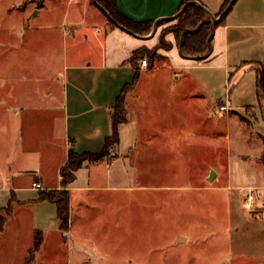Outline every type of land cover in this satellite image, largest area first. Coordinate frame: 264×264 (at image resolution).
Here are the masks:
<instances>
[{
	"label": "crops",
	"instance_id": "crops-1",
	"mask_svg": "<svg viewBox=\"0 0 264 264\" xmlns=\"http://www.w3.org/2000/svg\"><path fill=\"white\" fill-rule=\"evenodd\" d=\"M73 1L75 11L63 18L68 26L59 27V39L54 41L60 48L54 58L50 53L44 59L48 79L36 74L21 88L12 80L1 87L5 94L0 96V112L20 121L22 145L16 158L0 165V210L10 209L3 215L0 264H9L15 251L17 264H25L37 232L42 243L31 264L41 259L57 264L63 255L69 264L73 259L74 264H109L103 262L100 251L104 249L117 252V264H170L172 260L154 256L164 247L151 242H93L96 227L99 232L102 225L111 227L108 231H118L119 236L125 222L126 192L139 195L132 198L135 205L141 200L152 208L158 202L157 192L170 188L159 183L158 170L164 168L153 155L160 149L170 150L164 139L174 135V128L168 122L175 114L181 122L189 118L191 98L194 105L203 102L213 107L209 118L217 112L251 109L249 121L237 125L246 143L254 147V156L239 151L236 157L229 156L225 188L252 187L257 201H262L264 116L260 120L257 109L264 112V0H236L222 23L213 27L210 51L204 59L182 57L174 44L170 50L160 49V59L153 67L140 64L135 84L126 95L128 121L119 125L118 154L86 162L75 172L68 186L69 224L63 230L57 205L40 200L39 193L63 188L61 169L71 142L79 153L102 151L111 133L116 99L135 77L134 52L154 48L159 42L158 29L145 39L112 24L96 0ZM113 1L123 19L153 23L177 14L185 4V0ZM198 1L215 16L226 2ZM39 4L43 6L44 0ZM37 8L32 16L40 14ZM51 41L44 39L47 51H52ZM155 118L166 123L160 125ZM176 134L188 137V128ZM220 168L209 166V175L204 173L203 179L209 180L211 171L219 179ZM170 247L177 250L178 244Z\"/></svg>",
	"mask_w": 264,
	"mask_h": 264
},
{
	"label": "rangeland",
	"instance_id": "rangeland-1",
	"mask_svg": "<svg viewBox=\"0 0 264 264\" xmlns=\"http://www.w3.org/2000/svg\"><path fill=\"white\" fill-rule=\"evenodd\" d=\"M40 1L0 0L1 98L5 94L1 87L6 81H15L18 89L36 74L48 79L44 59L50 53V58L55 57L53 54L60 48L54 43L59 39V27L68 26L63 18L76 9L73 0H44L43 6ZM38 6L40 14L32 16ZM176 25L175 18L163 20L158 27L159 42L164 39L178 45L173 32ZM152 30L153 27L149 34ZM47 37L53 41L52 51L44 47ZM51 61L57 64L55 59ZM192 100L188 119L181 122L175 114L168 122L174 128V135L164 139L168 140L170 150L163 152L158 147L160 150L152 158L164 168L158 170L159 183L168 184L170 188L157 192L158 202L152 203V208H146L141 200L135 205L132 198L139 195L126 192L122 233L118 236V231H108L111 227L102 225L100 232L96 227L98 233L93 242H151L164 247L154 256L158 260H172L170 264H180V261L186 264H264V201L256 200L254 210H247L244 206L247 188H225L229 156L236 157L238 151L254 156V147L246 143L237 125L249 121L251 109L230 110L227 114L217 112L215 118H209L213 107L203 102L194 105ZM257 113L262 120L263 110L258 108ZM155 121L160 125L166 123L157 118ZM19 122L0 112V165L16 158L21 149ZM187 128L188 137L176 134ZM209 166L221 167L219 179L216 180L217 175L212 180L203 179L204 173L209 175ZM3 215L0 212V217ZM171 243H177L178 249L171 248ZM100 253L103 262L117 264L116 251L104 249ZM17 255L15 251L9 264L20 261ZM37 264L46 263L41 259ZM57 264H69L67 256L59 257Z\"/></svg>",
	"mask_w": 264,
	"mask_h": 264
},
{
	"label": "trees",
	"instance_id": "trees-1",
	"mask_svg": "<svg viewBox=\"0 0 264 264\" xmlns=\"http://www.w3.org/2000/svg\"><path fill=\"white\" fill-rule=\"evenodd\" d=\"M193 0H185V3ZM231 0H226L223 9L226 8ZM103 7L110 13V15L121 25L127 27L131 31L139 35H148L153 27V22H136L128 21L118 15L113 0H99ZM208 14L205 10L195 4H190L178 17L177 25L173 32L175 33L178 46L182 39V33L184 30L189 29L183 37V54L186 56H200L199 60L207 57L210 51L209 37L212 35L213 27L222 23V20L218 24H213L211 21H206ZM110 20V19H109ZM111 21V20H110ZM112 24H114L111 21ZM173 47L171 43H167L164 39H161L157 46L151 51L149 48H141L134 52L131 63L136 69L135 77L131 83L124 86L121 93L116 99L115 106L111 111V133L106 137L105 146L102 151L98 153L84 152L79 153L74 143L71 142L69 148L68 159L61 169L62 177V189L59 190H43L39 193L40 200H48L54 202L57 205L58 216L61 220V227L63 230L68 228L69 224V194L68 186L75 180V172L81 168L86 162H95L105 157H114L118 154V147L120 144L119 125L128 121V110L126 95L128 91L134 86L135 81L139 75V69L142 59H146L148 67H153L155 60H159L158 50H170ZM157 50V52H156ZM263 87V85H261ZM0 212L9 213L10 209H2ZM5 222L4 216L0 217V232L3 229ZM42 243V235L37 232L34 239L33 247L29 251V256L25 264H31L36 251L39 249Z\"/></svg>",
	"mask_w": 264,
	"mask_h": 264
},
{
	"label": "water",
	"instance_id": "water-1",
	"mask_svg": "<svg viewBox=\"0 0 264 264\" xmlns=\"http://www.w3.org/2000/svg\"><path fill=\"white\" fill-rule=\"evenodd\" d=\"M97 1V4L98 6L104 11V13L109 17V19L115 24L117 25L118 27L136 35V36H140V37H143L145 39H148V38H151L155 35V33L157 32V29L159 27V24L165 20V19H171V18H176L178 17L190 4H195V5H198L199 7H201L203 10H205L208 15L210 16V21L213 22L214 24H218L222 18L225 16V14L231 9V7L233 6V4L235 3L236 0H231L228 5L226 6V8L221 12V14H219L218 16H215L209 9H207L203 4H201L198 0H193V1H189L187 3H185L183 5V7L181 8V10L173 15V16H170V17H164V18H160V19H157L155 22H154V25H153V30L152 32L149 34V35H139V34H136L134 33L133 31H131L130 29H128L127 27L121 25L119 22H117L111 15L110 13L101 5L98 3V0ZM187 31H190L189 29H186L183 31L182 33V39H181V42L179 44V54L182 56V57H188V58H193V59H200L201 57L200 56H186L183 54V51H182V48H183V37L185 35V33ZM212 40V36L209 37V42H211ZM215 177V171H211L210 173V177H209V180H212L213 178Z\"/></svg>",
	"mask_w": 264,
	"mask_h": 264
},
{
	"label": "built area",
	"instance_id": "built-area-1",
	"mask_svg": "<svg viewBox=\"0 0 264 264\" xmlns=\"http://www.w3.org/2000/svg\"><path fill=\"white\" fill-rule=\"evenodd\" d=\"M141 67H148V62L146 59L141 60ZM34 186L41 187L39 183H34ZM261 199L262 201H264V197H262ZM256 200H259L256 190L252 187L248 188L245 194V208L247 210H254L255 203L257 202Z\"/></svg>",
	"mask_w": 264,
	"mask_h": 264
}]
</instances>
